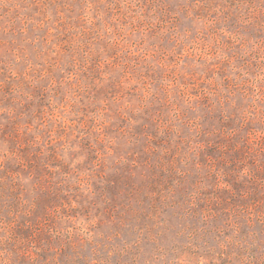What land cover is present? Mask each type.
Here are the masks:
<instances>
[{"label": "rangeland", "instance_id": "374dc122", "mask_svg": "<svg viewBox=\"0 0 264 264\" xmlns=\"http://www.w3.org/2000/svg\"><path fill=\"white\" fill-rule=\"evenodd\" d=\"M0 264H264V0H0Z\"/></svg>", "mask_w": 264, "mask_h": 264}]
</instances>
